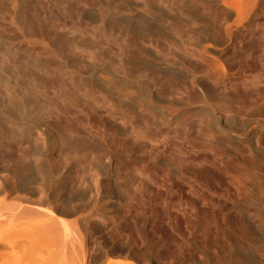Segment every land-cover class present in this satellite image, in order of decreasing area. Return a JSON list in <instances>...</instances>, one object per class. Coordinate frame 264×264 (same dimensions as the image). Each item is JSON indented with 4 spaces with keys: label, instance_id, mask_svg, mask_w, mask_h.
I'll return each mask as SVG.
<instances>
[{
    "label": "bare ground",
    "instance_id": "6f19581e",
    "mask_svg": "<svg viewBox=\"0 0 264 264\" xmlns=\"http://www.w3.org/2000/svg\"><path fill=\"white\" fill-rule=\"evenodd\" d=\"M34 1L0 0V173L7 171L6 178L0 177V251L13 248L14 238L23 237L32 242L42 241L48 249V255L42 257L47 264H103L106 260L110 264L113 260L120 264H142L159 257L161 252L152 238L144 237L147 242L144 249H138L137 240H127L123 234L126 225L140 219L123 214L144 210L139 201L142 198L138 197H143L147 186L159 189L162 183H167L169 191L175 192L168 168L170 160L179 169V175H187L185 166L193 168L198 190L190 183L186 189L205 208L201 228L210 238V248L197 264H264V156L249 141L229 148L227 138L230 132L248 134L258 126L264 131V28L251 21L255 28L253 35L260 40V53L253 55L258 69L247 67L246 63L237 74L228 72L222 59H204L205 55L197 58L201 60L196 66L186 57L170 60L155 56L182 72H162L138 59L112 60L116 73L124 75L112 79V198H120L124 203L112 208L111 221L80 222L70 220L84 210L81 201L86 193L80 189L81 178L76 174L79 167L70 176L62 170L70 158H99L105 149L94 140H86L79 125L63 115L69 112L65 98L50 96L48 42L47 46L39 47L33 38L34 26L41 31L46 28V17H39L45 11H39ZM182 1L188 8L206 9L204 0ZM223 1L239 16L255 8L259 11L258 0ZM7 15L9 27L5 23ZM160 20L158 24L164 25ZM168 29L166 25L143 28L142 44L157 49V37ZM171 31L181 35L180 28L172 27ZM18 39H21L19 46L9 44ZM43 39L41 43L45 44ZM147 55H151L149 51ZM124 79L132 84L128 85ZM65 81L76 90L74 80ZM197 87L206 91L204 97L196 94ZM73 95L72 102L80 106L81 96L75 92ZM159 100L167 101L165 107L174 114L171 120L154 107ZM91 108L87 110L90 112ZM57 112L59 121L53 127L50 119ZM180 139L188 142L187 150L178 143ZM259 141L258 137L256 143ZM6 150L11 151L9 155ZM128 166L137 174V181H130L134 193L128 189L127 181L133 178V173L126 176L121 173ZM100 168L107 171L105 164ZM176 179L180 182L181 178ZM194 204L185 202L186 209L184 205L185 216L191 222L198 217ZM104 214L99 217H107ZM154 217L142 221L155 222Z\"/></svg>",
    "mask_w": 264,
    "mask_h": 264
},
{
    "label": "rangeland",
    "instance_id": "374dc122",
    "mask_svg": "<svg viewBox=\"0 0 264 264\" xmlns=\"http://www.w3.org/2000/svg\"><path fill=\"white\" fill-rule=\"evenodd\" d=\"M35 1L34 4L36 7L38 6V10H43L48 14L41 11L40 13L43 16L40 14L39 17H46V20H49L47 22L45 20L46 28L44 27L42 31L37 26L33 27V38L36 41L35 43L39 44V47H41V44L46 45V41L48 42V46H46L49 54L50 85H52V95L50 96L51 98H65L64 103L67 106L69 105V112L59 114L68 115L67 117L70 116L69 118L72 122L79 125L81 135L86 136V140H94L98 143L99 147L105 149L104 153L99 154V158H94L95 160L90 158L85 160L70 158L68 159L69 162L65 163L62 171L66 176L73 175V172H76L79 167V174L77 172L76 174L78 179L81 178V185L82 182L84 184L83 186L80 185L82 187L80 189L86 193V198L81 201L84 210L79 217H71L70 220L72 221H102L106 219L111 221L113 215L112 208L121 207L124 203L120 198H112V79L124 76L123 73H116V70L113 69V59L118 60V58L123 59L125 57L124 59L143 60L156 66L162 72H172L173 70L182 72V70L177 67L167 66L165 61L155 59V56L161 55L170 60L186 57L195 66L200 63L201 59L197 58L201 57V55L202 57L206 56H204V59L216 57L223 60L226 70L231 74H237L238 71L244 69L242 66L246 63L247 67L252 66L251 68L255 70L259 67V64L253 62V55H255V52L260 53L258 49L260 40L258 37H254L256 34L253 35L255 28L252 24L254 22L264 28V0H258L259 7H257L259 11L255 8L251 13L247 12L248 14H244L243 16H239L233 8L231 9L230 6L223 4V0H204V7L206 9L200 11L194 9L195 7H186L184 5L185 1L182 0H160V2L159 0ZM40 3L41 6L43 5L42 7L39 6ZM260 5L263 6L260 7ZM52 10H56L55 14ZM262 12L263 14H260ZM244 17L246 18L243 19ZM9 18V15H7L5 21L8 27ZM160 19L163 20L162 24L164 25L158 24ZM252 20L253 22L251 23ZM150 25H159L161 28H164L165 25L169 27L166 33H162L157 37V49L142 44L140 39L143 28ZM172 27L180 28L181 35L171 31ZM213 27H215V30H213ZM46 38L47 40H45ZM42 39L45 41V44L43 41L41 43ZM19 40L21 39L9 44L19 46L17 45ZM252 44H255L257 47ZM251 45L252 47H250ZM204 50L208 51L205 52ZM146 51H149L151 55L148 56ZM65 79L74 80L79 87L76 86V90L75 88H71L69 84H66ZM125 82L128 85L132 84L131 81L127 82L125 80ZM136 90L135 87L134 91ZM195 91L201 97L206 95V91L200 87H197ZM74 92L81 96L80 106L74 105V102H72ZM90 97L94 98L90 99ZM167 104V101L159 100L154 107L158 111L166 113L167 118L171 120L174 114L170 109L165 107ZM87 108H91L90 112ZM57 114L58 112L53 114L50 119L53 127H56V122L59 121ZM85 114L87 115L86 117ZM74 115L76 116L74 117ZM252 133L248 132V134L243 135H237L234 132L228 133L227 138L231 143L227 142L230 146L229 148L246 145L249 141L264 156V131L258 126ZM255 133H259L257 136L260 141L257 143L258 137L253 138ZM179 141L178 143L182 149L187 150L189 146L188 142L183 139ZM79 147L85 149L84 145L80 144ZM106 148L111 150L109 151ZM10 152L6 150L5 154L9 155ZM164 157L169 160L168 156L165 155ZM102 164L106 165L107 171L101 170L100 166ZM164 164H167V162ZM168 164L176 193L169 191L167 183H162L159 189L147 186L148 189L144 192L151 197L145 193H143V197H138L142 198L139 201H142L144 204V210L140 213L133 211L123 214L127 218L138 217L140 219L138 222L126 225L123 234L127 237V240L128 238L137 240L136 245H139L138 249L146 248L147 242L144 238L146 236L152 238L150 240L157 244L159 252H161L160 256H154L149 261H143L142 264L201 263L205 258L206 253L204 252H208L207 250L210 248V238L205 235L201 228L203 227L202 218L204 217L205 208L199 205L201 204L200 199L194 194L188 193L186 189L188 183H190L198 190L194 179V170L190 166H185L186 169L184 168V170L185 173L187 172V175H179V169L170 160ZM68 167L69 169H67ZM132 168L128 166L127 169H122L121 173L124 176L133 173V178H129L127 181L129 183L128 189L134 193L135 188L130 185V181L132 179L137 181L135 179L137 174L134 173L135 170ZM1 173V179L6 178L7 171L2 170ZM3 174L6 175L2 176ZM178 176L181 178L180 182L176 179ZM158 180L163 182L162 178ZM190 181L193 182L191 183ZM181 201H183V204ZM185 202L195 203L194 205L197 207L198 217L192 222L188 221L185 216V209L187 208ZM173 204H176L177 207L172 208ZM178 206L180 208L183 207L180 209ZM102 213H105L104 215H107V217H99ZM89 214L92 216L86 218L85 216ZM154 216L156 217L155 222L145 223L142 221L146 217L153 218ZM124 221L122 219L123 224L125 223ZM146 232L147 234L145 235L144 233ZM29 240L23 237L14 238L13 248L0 251V264H47L46 261H43L42 257L48 255V249L38 239L37 243ZM31 245L33 248L30 247ZM115 261L113 260L112 264H120ZM103 264H110L109 260H106Z\"/></svg>",
    "mask_w": 264,
    "mask_h": 264
}]
</instances>
